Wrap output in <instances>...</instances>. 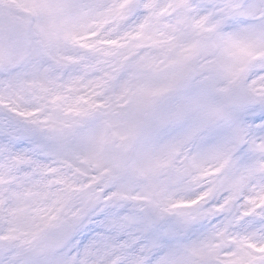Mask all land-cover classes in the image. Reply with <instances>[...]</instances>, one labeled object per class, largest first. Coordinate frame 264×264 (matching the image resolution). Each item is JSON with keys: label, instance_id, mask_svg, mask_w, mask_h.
I'll list each match as a JSON object with an SVG mask.
<instances>
[{"label": "snow or ice", "instance_id": "6c2138e0", "mask_svg": "<svg viewBox=\"0 0 264 264\" xmlns=\"http://www.w3.org/2000/svg\"><path fill=\"white\" fill-rule=\"evenodd\" d=\"M0 264H264V0H0Z\"/></svg>", "mask_w": 264, "mask_h": 264}]
</instances>
